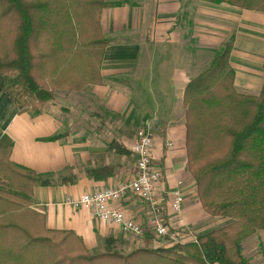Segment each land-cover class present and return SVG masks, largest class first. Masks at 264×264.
Returning a JSON list of instances; mask_svg holds the SVG:
<instances>
[{
	"label": "crops",
	"instance_id": "obj_1",
	"mask_svg": "<svg viewBox=\"0 0 264 264\" xmlns=\"http://www.w3.org/2000/svg\"><path fill=\"white\" fill-rule=\"evenodd\" d=\"M104 1L109 5L101 10L99 24L108 44L98 82L77 90L55 88L40 112L32 114L18 111L0 75V134L11 141L9 160L47 181L30 186L29 207L43 215L46 229L73 232L91 253L104 249L107 237L115 239L119 251L141 247L140 239L117 225L65 202L132 179L134 135L147 129L153 139L152 162L161 169L165 188L171 191L176 180L181 181L182 215L171 212L164 196L163 214L169 228L189 241V234L229 223L228 217L207 214L197 200L186 166L182 98L186 83L208 66L225 42L231 43L228 57L236 90L260 91L264 11L224 1ZM120 206L146 229L144 238L151 241L150 246H159L146 204L130 193ZM248 240V261L264 264V230Z\"/></svg>",
	"mask_w": 264,
	"mask_h": 264
},
{
	"label": "trees",
	"instance_id": "obj_2",
	"mask_svg": "<svg viewBox=\"0 0 264 264\" xmlns=\"http://www.w3.org/2000/svg\"><path fill=\"white\" fill-rule=\"evenodd\" d=\"M228 2L264 11V0ZM104 0H0V75L18 111L37 114L52 90H77L100 80L108 40L101 33ZM231 43L185 86L187 171L196 197L211 216L232 221L194 240L129 252L104 238L89 252L71 231L46 229L30 204V186L47 183L9 160L11 141L0 134V264H249L243 240L264 229V60L257 94L234 87ZM56 138V137H52Z\"/></svg>",
	"mask_w": 264,
	"mask_h": 264
},
{
	"label": "built area",
	"instance_id": "obj_3",
	"mask_svg": "<svg viewBox=\"0 0 264 264\" xmlns=\"http://www.w3.org/2000/svg\"><path fill=\"white\" fill-rule=\"evenodd\" d=\"M152 135L147 129L138 131L131 146L135 159V174L130 180L120 181L113 187L84 193L77 198L66 199V204L80 206L88 209L92 216L100 221L117 225L119 229L138 239H143L146 229L134 219L127 216L121 209L120 202L130 193L137 195L151 211L149 225L154 237L165 239L169 242H184L172 231L164 217V196L168 198V206L171 212L180 216L184 198L181 192V181L176 180L174 187L168 191L164 186L163 173L152 162L151 147ZM171 146V143H167ZM189 239L195 236L189 234Z\"/></svg>",
	"mask_w": 264,
	"mask_h": 264
},
{
	"label": "rangeland",
	"instance_id": "obj_4",
	"mask_svg": "<svg viewBox=\"0 0 264 264\" xmlns=\"http://www.w3.org/2000/svg\"><path fill=\"white\" fill-rule=\"evenodd\" d=\"M207 67H203L202 69H200V71H199V73L201 72V71H203L204 69H206ZM42 107V106H41ZM140 131V130H139ZM137 134H138V131H136V133H135V137L137 136ZM191 177V176H190ZM182 215V214H181ZM176 216V215H175ZM176 217H178V216H176ZM232 220H230V222H231ZM260 230H264V229H260ZM258 231V230H257ZM256 231V232H257ZM255 233V232H254ZM253 233V234H254ZM133 236V235H132ZM134 237V236H133ZM250 237H252V234L251 235H249V236H247L244 240L246 241V243H243V242H245L244 240H243V242H242V246H241V255L246 259V261H248L249 259H248V257H246V253H247V246H249V244H250V242H251V240H248ZM136 238V237H135ZM155 239L159 242V246H164L165 247V245H168V242L165 240V239H161V238H159V237H155ZM142 242H140V243H151V241H149V240H146L145 238H141L140 239ZM151 245V244H150ZM115 249L116 250H121L120 248L119 249H117V246H115ZM103 250V249H102ZM102 250H98V251H102ZM248 263L249 264H251L250 263V261H248Z\"/></svg>",
	"mask_w": 264,
	"mask_h": 264
}]
</instances>
